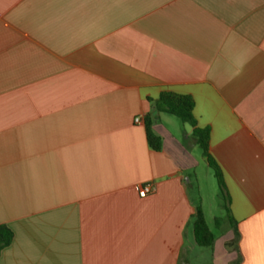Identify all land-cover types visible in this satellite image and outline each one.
Here are the masks:
<instances>
[{
    "label": "crops",
    "instance_id": "0c3cea01",
    "mask_svg": "<svg viewBox=\"0 0 264 264\" xmlns=\"http://www.w3.org/2000/svg\"><path fill=\"white\" fill-rule=\"evenodd\" d=\"M164 92L229 195L209 251L193 128L158 113L147 144ZM0 225V264H264V0H0Z\"/></svg>",
    "mask_w": 264,
    "mask_h": 264
},
{
    "label": "trees",
    "instance_id": "16d2710c",
    "mask_svg": "<svg viewBox=\"0 0 264 264\" xmlns=\"http://www.w3.org/2000/svg\"><path fill=\"white\" fill-rule=\"evenodd\" d=\"M148 102L152 105L151 112L146 114L144 117V127L148 147L155 152H159L162 147L161 138L157 136L152 129V125L156 120V115L158 113L168 114L170 116L176 117L182 123L189 124L193 128L192 138L196 146L201 150L207 166L213 173V177L215 178L218 185L219 194L223 201L224 211L227 215L230 225L233 226L234 221L231 218L229 209L230 199L223 175L218 164L209 154L210 129L208 127L200 128L197 126V122L193 116V99L188 95L164 92L161 93L156 100L148 99ZM191 225L193 237L197 246L202 248H211L214 243V235L208 229L200 207L196 208ZM12 240L13 232L11 229L6 225H0V254L2 250L11 244Z\"/></svg>",
    "mask_w": 264,
    "mask_h": 264
},
{
    "label": "rangeland",
    "instance_id": "374dc122",
    "mask_svg": "<svg viewBox=\"0 0 264 264\" xmlns=\"http://www.w3.org/2000/svg\"><path fill=\"white\" fill-rule=\"evenodd\" d=\"M171 119H174L176 123L179 125H188L187 123H182L176 117L169 116ZM198 166L195 169V181L192 183L189 188L190 195L196 200L201 201V206L205 211V219L208 227L214 233V235L218 236L220 234V230L214 228L212 218L215 216L220 218V225H223L225 222V211L221 209V205H223L222 198L219 194V189L215 178L213 177V173L211 169L205 166L204 160L200 158L201 151L197 148L194 152ZM194 177V176H193ZM204 251H209L207 248H202ZM202 259V258H201ZM194 263H202L203 260L195 259Z\"/></svg>",
    "mask_w": 264,
    "mask_h": 264
},
{
    "label": "built area",
    "instance_id": "2783aa9c",
    "mask_svg": "<svg viewBox=\"0 0 264 264\" xmlns=\"http://www.w3.org/2000/svg\"><path fill=\"white\" fill-rule=\"evenodd\" d=\"M134 122L136 124L140 123L141 122V118L140 117H137L134 119ZM153 191V188L150 184H146V185H143L140 190H139V196L141 198L145 197L148 193L152 192Z\"/></svg>",
    "mask_w": 264,
    "mask_h": 264
}]
</instances>
